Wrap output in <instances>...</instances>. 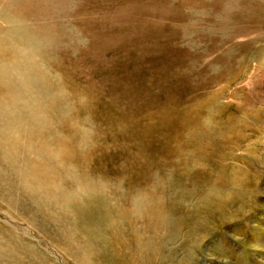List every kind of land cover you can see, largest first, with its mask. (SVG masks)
I'll return each mask as SVG.
<instances>
[{"label": "rangeland", "instance_id": "rangeland-1", "mask_svg": "<svg viewBox=\"0 0 264 264\" xmlns=\"http://www.w3.org/2000/svg\"><path fill=\"white\" fill-rule=\"evenodd\" d=\"M0 34L30 39L1 57L23 53L24 81L5 66L0 102L24 126L39 100L45 143L72 155L31 158L43 196L1 165L0 264H112L111 246L136 258L155 242V264H264V0H0ZM155 201L171 233L115 211Z\"/></svg>", "mask_w": 264, "mask_h": 264}, {"label": "bare ground", "instance_id": "bare-ground-1", "mask_svg": "<svg viewBox=\"0 0 264 264\" xmlns=\"http://www.w3.org/2000/svg\"><path fill=\"white\" fill-rule=\"evenodd\" d=\"M2 36L3 35L0 34V42L2 41ZM5 39L7 40V42L4 41L5 44L4 43H0V71L2 72L3 71V68L5 66L6 67H9V66L12 67V66H14L12 68L13 69L15 68V70H13V71H15L16 74H15V77L14 78L12 77L10 79V84L13 85V86H15V84L24 81V78L21 75L22 73L20 75H19V73H17L18 68H19V65L23 64L22 62H23V59H24V55L22 53V58H20L17 54H15L14 57H13V60H12V62H13L14 65H12V66L8 63V61L6 62V61H4V59H1V57L3 56L4 53L9 54L8 52H10V51L14 52V51H17L19 49L20 50L22 49V51H25L26 48H24V47H26V46H28V44H30V39L27 38V37H22V38H18V39L16 38V42H12V38H10L8 36H6ZM13 49H14V51H13ZM7 56H5V57H7ZM25 59L28 60V61L34 62V60L31 59L30 57H27ZM26 67H28V66H26ZM38 68H36V69L38 70ZM10 70H11V68H10ZM25 83H26V81L21 85V86H23V88L25 86ZM5 88H6V86H5ZM25 88H26V86H25ZM8 89L6 88V90H8ZM9 90H11V89H9ZM22 91L23 90H20L18 92H22ZM26 91L27 90H25V93H26ZM1 92H2V90L0 91V93ZM4 93H6V92H4ZM25 93H23V95ZM0 95H2V94H0ZM8 95H9V93H8ZM8 95H7V97H8ZM37 95H39V94L37 93ZM20 96H22V95H20ZM20 96H18V99H19ZM29 96H31V95L29 94ZM5 97L3 99H5ZM21 100L23 101V99H21ZM5 104H7L5 101H4V103L3 102H0V131H2V133L5 132V134L9 133L8 136H10L12 133H15V134H14L13 137H8L7 136L6 139H5V141L3 139L4 143H2V148H1L2 152L0 151L2 153L1 154L2 155V157H1L2 158V162H0V170H1V165L2 164H4V165L7 164L10 169H16V168L21 167V169L18 170L19 179H20L19 183L21 182V184L23 185L24 188L25 187H28V190L30 188V190L32 192H34L36 194H39L40 196H43V193H40V189H41L43 183L46 184V183L49 182L47 179L44 178L46 176L48 170L43 165H40L38 163H33L32 160H31V158L32 157H35L38 161L50 160L52 158H55L57 160H60L61 163H65V165H68V166H64L65 168H68L69 165H70L71 158H72L71 152L67 148H65V150L62 151V153L60 155H58L56 153V151H55V149L57 147V144H58V141L55 138H52V140H51V142L49 144H46L45 143V140L47 138V136H46L47 135V123L40 116L41 115V111L39 110V100H35V103L34 104H31L30 109H29V115L31 116L30 123H29V125L28 124H25L24 126L18 125V124H21L22 123L21 122L22 119L21 120L19 119L18 124H17V122L14 123L15 120L14 121L11 120V117L13 115H15V110L14 109H13V111H11L12 109L11 110H5V107H6V106H4ZM17 104H20V103H17ZM13 106H15V105H13ZM18 107H20V106H18ZM10 108H12V107H10ZM50 108L51 107H49L48 111L52 110ZM43 113H45V112H43ZM21 117H19V118H21ZM23 123H25V121ZM70 141H71L70 139H65L64 142L66 144H69ZM98 170H99V168L97 166H95L94 169H93V173H94L95 176L96 175L99 176V171ZM11 189H13V188H11ZM83 191H84V193L86 192V189L84 187H83ZM90 192L92 194L100 193V194H102L103 198L107 194V192L105 190V187L103 188L102 182H101L100 179H96L95 184L90 189ZM156 202H158L156 207H153L155 205L151 206L152 204L150 205V203H148V202H144L145 203V206H144L145 208H143V209L144 210H148L149 209V210H148V212L147 211H144V212L137 213L139 215H137V218L136 219H134V217H133L134 215H136L135 213H133L132 215H130V214H126L125 212H123L121 210H118V209H116L115 211L118 212V213H121L123 215V219L125 221H128L131 224V225L128 224V225H130V228L131 229L133 228L132 226L135 225V222L134 221H137V222L140 221L139 230H144L145 228H147V230H148L151 227V231H152L151 233L154 234V237L155 236L157 237V234H158V232L160 230H163V231L165 230V232L171 233L172 231H174V227L167 225V223L171 219L170 218V215H169V209H167V207H165V205L163 206L162 205L163 204L162 202L155 201V203ZM123 203H125L124 200H123ZM123 203L120 202L121 207L124 206ZM152 203H153V201H152ZM159 206L163 207L165 210L162 209V208L160 209ZM153 209H155L157 212H153ZM141 213H142V215H141ZM158 214H159V217H158ZM109 222H110V219H109ZM153 224L156 225V228L153 227ZM157 227H159V228H157ZM126 230L122 229V231L125 234H127L128 236H129V234L132 235L133 236V239H134V241L136 243L141 244L140 236H139V234H137V233H140L139 231H137V232L134 231L132 233H130V232L127 233V232H125ZM98 232H99V230H98ZM116 232H117V234L119 236L120 230L116 229ZM91 234H93V233H91ZM148 234L150 235V232H148ZM119 237L116 238L117 241H118ZM11 243L12 244H10V247L11 248H14L15 247V241H12ZM158 244H159L158 242H155V243L152 244V246L155 248V251H158L159 252V249H161L160 248L161 246L158 247ZM127 247L128 248L131 247L130 243H128ZM140 251H141V249H140ZM155 251L151 255H146L145 256V255L142 254V255H139L136 258H129V257L121 256L120 249L118 250L115 247L111 246V248L109 250V253L110 254H108L107 256L112 257V258L114 256H116L117 261H115L112 264H124V263L139 264V261H141L144 264L145 261L148 262V259L151 261V263L154 262L152 264H155L156 261H159L158 253L155 252ZM138 259H139V261H138Z\"/></svg>", "mask_w": 264, "mask_h": 264}]
</instances>
